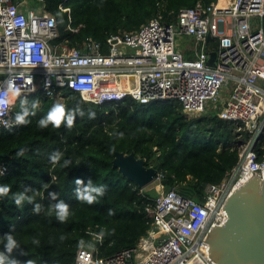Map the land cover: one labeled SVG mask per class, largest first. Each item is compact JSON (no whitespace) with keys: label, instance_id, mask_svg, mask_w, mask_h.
<instances>
[{"label":"built area","instance_id":"2783aa9c","mask_svg":"<svg viewBox=\"0 0 264 264\" xmlns=\"http://www.w3.org/2000/svg\"><path fill=\"white\" fill-rule=\"evenodd\" d=\"M31 1L39 6L32 8ZM57 36L45 0H0V84L12 81L19 92L9 94L11 106L0 120L12 121L20 95L41 91L56 99L68 88L97 105L127 97L141 104L177 100L188 117L220 108V118L250 134L236 144L238 164L222 182L206 186L202 201L177 189L162 191L146 208L153 222L134 247L102 257L104 235L98 226L89 228L86 244L93 247L78 248L76 264H216L204 241L212 225L228 220L223 207L239 184L252 175L264 178V159L256 160L264 133V0L199 2L181 9L175 22L158 15L137 30L112 35L106 47L92 38L80 48L55 45ZM181 36L193 41L187 46L193 57L177 48ZM3 169L6 175L8 167L0 164ZM163 178L158 172L155 182Z\"/></svg>","mask_w":264,"mask_h":264},{"label":"trees","instance_id":"16d2710c","mask_svg":"<svg viewBox=\"0 0 264 264\" xmlns=\"http://www.w3.org/2000/svg\"><path fill=\"white\" fill-rule=\"evenodd\" d=\"M217 1L45 0V4L56 19L58 36L52 43L80 48L88 38L106 47L110 36L137 30L158 15L168 24L176 21L183 8ZM25 97L30 102L40 101L36 115L28 118L30 123L0 127V154L5 155L0 164L8 167L7 174L0 176V185L11 188L7 198L0 197V251L4 250L3 235L14 229L12 234L29 256L14 252L13 257L32 259L35 264H76L78 242L90 241L89 228L98 226L104 234L102 257L134 247L147 234L153 218L146 208L155 206L158 191L140 188L115 168V151H134L146 158L147 166L164 174L159 185L163 191L177 189L202 201L206 186L222 182L238 164L236 144L250 138L248 132L220 118V108L188 117L177 100L141 104L127 97L97 105L68 88L62 89L66 109L79 104L85 116H77L71 129L65 125L40 129L38 121L54 106V99L44 97L41 91L20 95L13 105V117ZM89 110L96 113L95 119H89ZM21 151L23 155H17ZM57 151L62 157L53 164L49 156ZM256 152L257 161L264 159V133ZM64 160H71V166L63 167ZM77 178L107 185L106 194L93 205L77 201ZM25 186L38 190L34 196V202L42 205L38 215L33 213V204L17 207L14 203L13 195ZM53 191L70 205V216L63 224L49 207L55 203L48 196ZM109 209L115 211L114 216L107 215ZM33 238L40 241L38 246L32 243Z\"/></svg>","mask_w":264,"mask_h":264},{"label":"water","instance_id":"95a60500","mask_svg":"<svg viewBox=\"0 0 264 264\" xmlns=\"http://www.w3.org/2000/svg\"><path fill=\"white\" fill-rule=\"evenodd\" d=\"M215 58L212 52L210 65ZM114 154L113 166L128 180L142 189L155 182L158 169L147 166L146 158L134 151ZM223 209L228 220L222 226L213 224L204 240L210 244V257L216 264H264V178L252 175L239 184Z\"/></svg>","mask_w":264,"mask_h":264},{"label":"clouds","instance_id":"9594fccd","mask_svg":"<svg viewBox=\"0 0 264 264\" xmlns=\"http://www.w3.org/2000/svg\"><path fill=\"white\" fill-rule=\"evenodd\" d=\"M10 93H16L17 95L19 94L18 89L15 87L12 81H7L3 84H0V117L5 116L9 107L11 106L9 99ZM39 105V100H33L30 102L27 97H25L20 101V110L15 113L12 121L0 120V123H3L5 127H8L10 123H14L15 125H25L30 123L28 118L36 115V110L39 108ZM85 114V111L79 104H77L72 109H66L65 105L57 103L47 112L46 116L38 121V127L40 129H46L49 125H51L53 128L59 129L62 125H65L68 129H71L74 125L76 117L80 116L83 118ZM87 115L89 119L96 118V113L91 110L88 111ZM17 155H23V152H18ZM61 157L62 153L57 151L49 156V160L51 163L56 164L61 160ZM71 164V160H64L63 167L68 168L71 166ZM4 172H6V169L0 170V175H3ZM74 184V195L76 200L88 205L97 203L98 198L103 197L107 192V185H97L91 178L87 180V183H85L84 180L77 178L74 181ZM47 186V184L43 185L45 188ZM10 191V186L6 184L0 185V197H6ZM29 193H33V195H29ZM36 194H38L37 189L25 186L22 191H18L13 195V200L17 207L22 206L25 202L33 204V213L38 215L41 212L42 205L40 203L34 202V196ZM48 196L50 200L55 201V203L51 204L49 207L52 211H54L56 219L62 224L65 223L70 216V205L64 200L60 199L57 192H49ZM107 215L114 216L115 211L113 209H109ZM13 231L14 229H11L2 237L4 241V250L0 251V264H35V261L32 259L20 261L13 257L14 252H18L21 256H29V253L20 247L18 241L12 234ZM103 235L104 234L102 232L100 234L101 238ZM65 239L66 237L63 235L60 237L61 241H64ZM32 243L38 246L40 241L36 238H33ZM77 246L79 248H84L86 246L93 247L91 243L86 244L84 240H80Z\"/></svg>","mask_w":264,"mask_h":264},{"label":"rangeland","instance_id":"374dc122","mask_svg":"<svg viewBox=\"0 0 264 264\" xmlns=\"http://www.w3.org/2000/svg\"><path fill=\"white\" fill-rule=\"evenodd\" d=\"M37 4L38 3H36L35 1H31V5L30 6L32 8H36L37 6H39V4L38 5ZM252 22L256 23L257 26L260 25V23H261L260 22V18L258 16L253 17L252 18ZM190 43L191 42L188 40L187 37H183V36L178 37V39H177V48L179 50H182V51L186 52V46L188 44H190ZM210 48H214V42H212L210 44ZM57 103H61V104L64 105L65 104V99L62 98V97H58V98L54 99V105L57 104ZM217 106L219 107L220 104H218ZM189 117H191V116H189ZM144 189L146 191H148V190H156V191H158V195H160L161 192L163 191L157 182H153L152 184H150L149 186L145 187Z\"/></svg>","mask_w":264,"mask_h":264},{"label":"crops","instance_id":"0c3cea01","mask_svg":"<svg viewBox=\"0 0 264 264\" xmlns=\"http://www.w3.org/2000/svg\"><path fill=\"white\" fill-rule=\"evenodd\" d=\"M188 40L191 42L190 44L192 45L193 41H192L191 39H188ZM190 44H188V45H190ZM188 45H187V46H188ZM187 46H186V52H185V55H186V54H188V55H190V54L193 55V52H192L191 50H188V49H187Z\"/></svg>","mask_w":264,"mask_h":264}]
</instances>
